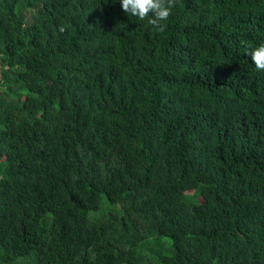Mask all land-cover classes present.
<instances>
[{"label":"trees","instance_id":"16d2710c","mask_svg":"<svg viewBox=\"0 0 264 264\" xmlns=\"http://www.w3.org/2000/svg\"><path fill=\"white\" fill-rule=\"evenodd\" d=\"M0 0V264H264V0Z\"/></svg>","mask_w":264,"mask_h":264},{"label":"clouds","instance_id":"9594fccd","mask_svg":"<svg viewBox=\"0 0 264 264\" xmlns=\"http://www.w3.org/2000/svg\"><path fill=\"white\" fill-rule=\"evenodd\" d=\"M125 14L140 20L148 18L149 23L160 28L170 15V6L166 0H119ZM248 55L257 70L264 71V43L254 46Z\"/></svg>","mask_w":264,"mask_h":264}]
</instances>
